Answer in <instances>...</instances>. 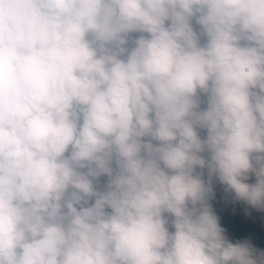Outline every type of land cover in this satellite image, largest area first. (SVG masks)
I'll list each match as a JSON object with an SVG mask.
<instances>
[{"label": "clouds", "instance_id": "obj_1", "mask_svg": "<svg viewBox=\"0 0 264 264\" xmlns=\"http://www.w3.org/2000/svg\"><path fill=\"white\" fill-rule=\"evenodd\" d=\"M214 179L264 209V0H0V264H264Z\"/></svg>", "mask_w": 264, "mask_h": 264}, {"label": "trees", "instance_id": "obj_2", "mask_svg": "<svg viewBox=\"0 0 264 264\" xmlns=\"http://www.w3.org/2000/svg\"><path fill=\"white\" fill-rule=\"evenodd\" d=\"M247 182L254 183V177L250 176ZM213 189L214 196L209 203L225 229V238L234 244L247 242L257 256L264 253V209L237 200L218 180L214 179Z\"/></svg>", "mask_w": 264, "mask_h": 264}]
</instances>
